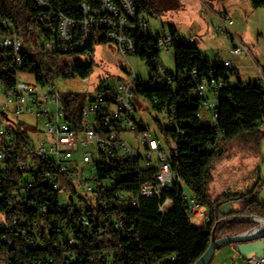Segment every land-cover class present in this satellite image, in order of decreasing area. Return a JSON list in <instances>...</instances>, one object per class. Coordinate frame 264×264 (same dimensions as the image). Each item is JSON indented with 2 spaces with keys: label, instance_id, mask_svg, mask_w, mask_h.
<instances>
[{
  "label": "built area",
  "instance_id": "2783aa9c",
  "mask_svg": "<svg viewBox=\"0 0 264 264\" xmlns=\"http://www.w3.org/2000/svg\"><path fill=\"white\" fill-rule=\"evenodd\" d=\"M34 1L47 34L44 53L91 57L89 44L94 29L100 27L121 57L137 56L150 69L148 79L138 77L131 68L115 84L102 81L87 95L80 115L74 112L72 116L55 85L39 84L35 89L22 81L21 77L28 76L21 72L23 42L13 23L0 17V50L16 78L10 91L0 86V186L10 180L16 187L0 193V204L7 209L0 213V229L8 233L2 241L12 247L21 240L30 249L52 252L37 264H82L78 256L81 243L106 244L115 235L125 236V222L117 215L120 210L138 208L142 198L158 199L162 215L172 209L174 200L165 196L181 185L179 159L182 147L191 145L188 129L207 127L209 150L225 138L218 109L222 90L234 85L233 75L226 82L217 74L219 69L238 71L242 67L238 63L246 60L259 79L244 85L264 90V68L251 55L254 50H264V43L246 45L231 31L234 21L227 13L205 10L216 20L214 35L226 38L230 48L226 58L202 59L207 71L202 76L199 67L192 69L187 75L191 91L183 99L176 72L165 68L161 56L171 53L175 62V45L191 47L197 41L193 36L166 30L163 25L159 33H153L147 17H138L133 0H102L96 10L82 3L85 16L81 21L56 11L49 0ZM149 90H167L168 99L164 103L157 96L150 99L145 95ZM186 104L197 108V123L178 118ZM152 109L165 117L163 125L157 120L158 129L143 119ZM30 117L33 122L28 121ZM129 166L149 174L135 191L125 182ZM12 169L14 174H10ZM182 199L192 218L211 221L209 208L195 195L184 191ZM249 220L257 217H230L222 223ZM99 256V264H122L106 250ZM176 261L177 256L172 255L158 264ZM248 264H264V257L254 254Z\"/></svg>",
  "mask_w": 264,
  "mask_h": 264
},
{
  "label": "trees",
  "instance_id": "16d2710c",
  "mask_svg": "<svg viewBox=\"0 0 264 264\" xmlns=\"http://www.w3.org/2000/svg\"><path fill=\"white\" fill-rule=\"evenodd\" d=\"M56 11L69 18L81 21L85 12L81 7L87 3L92 10L100 7L102 0H49ZM138 9V17H157L159 10L151 0H133ZM255 9L264 8V0H249ZM0 17L9 19L23 42L25 63L21 72L33 77L37 85H55L57 80H87L92 72V64L72 65V57L78 54L54 53L46 54L42 46L47 40V34L39 21V8L34 0H0ZM172 31L178 32L174 27ZM104 29L96 27L89 44V50L94 51L96 44H106ZM176 76L179 95L186 99L191 91L188 77L193 68L199 67L201 76L206 68L201 64L202 59H209L201 54L198 47L180 44L175 45ZM195 60V61H194ZM207 72V71H206ZM228 82L230 75H238V71L219 69L217 73ZM16 85V78L11 73L5 53L0 50V86L10 91ZM145 95L152 99L157 96L164 103L168 99L167 90H149ZM64 106L73 116L80 115L87 96L80 92L61 93ZM231 98L229 101L228 99ZM197 108H190L188 104L180 110L178 118L190 119L197 123L194 112ZM75 113V115H76ZM219 126L224 131L225 138L214 150L208 149L211 142L209 129H188L187 137L191 145L182 147L179 159L181 185L166 197L174 200V205L167 214L159 211L158 199H140L136 209L120 210L118 217L125 222V236L115 235L111 242L99 244L96 241L83 242L78 246V256L82 264H99L100 251L106 250L112 254L116 263L122 264H158L164 258L177 256L174 264H196L211 245L212 233L216 230V237L224 238L241 235L257 226L253 221H221L231 216L257 217L264 220V205L257 200V187L246 193L225 194L213 198L208 185L213 181L211 168L216 159L224 154L231 142L243 136L264 137V90L259 86L248 85L239 78L238 85L222 90L218 109ZM139 170V171H138ZM125 182L129 190H137L138 186L147 180L145 171L138 167L129 166ZM14 174V169L10 171ZM185 187L211 213V221L202 226H196L193 218L186 209L182 199ZM10 180H4L0 186V193L15 191ZM244 202L241 211L224 213V209L235 203ZM7 209L0 204V213ZM8 233L0 229V261L7 264H37L45 261L48 250L30 249L21 240H17L10 247L2 241ZM60 264V262L58 263Z\"/></svg>",
  "mask_w": 264,
  "mask_h": 264
},
{
  "label": "rangeland",
  "instance_id": "374dc122",
  "mask_svg": "<svg viewBox=\"0 0 264 264\" xmlns=\"http://www.w3.org/2000/svg\"><path fill=\"white\" fill-rule=\"evenodd\" d=\"M156 4L159 14L157 17L146 16L150 22L153 33L160 32L162 25L166 30L174 27L179 34L193 36L197 41L195 46L199 48L204 57L215 59L226 58L230 42L222 37L214 35L213 21L204 14L205 10L211 12H225L234 21L231 31L236 34L246 45H260L264 43V8L255 9L249 0H151ZM252 58L264 68V50H254ZM72 65L92 64V72L87 80H57L55 88L61 93L80 92L89 95L96 90L102 81L115 84L119 79H125L124 70H134L138 77L148 79L150 69L148 65L137 56H128L127 60L121 57L115 44H96L91 57L78 54L72 57ZM161 62L165 68L176 71V64L172 54L162 53ZM249 62L242 60L238 65V75L232 76L234 86L238 85V79L243 82L259 79V74L252 68H248ZM22 81L38 89L33 77H21ZM209 110V106L205 107ZM144 122L154 129H158L157 120L163 125L165 117L162 113L150 110L143 116ZM32 121V117L28 118ZM42 127V123L38 124ZM213 181L208 185V191L213 198H219L225 194L246 193L257 187V200L264 205V137L243 136L231 142L226 152L220 155L211 168ZM186 193L191 195L188 187ZM235 209H242L244 202L232 204ZM193 223L200 226L201 219L193 218Z\"/></svg>",
  "mask_w": 264,
  "mask_h": 264
},
{
  "label": "water",
  "instance_id": "95a60500",
  "mask_svg": "<svg viewBox=\"0 0 264 264\" xmlns=\"http://www.w3.org/2000/svg\"><path fill=\"white\" fill-rule=\"evenodd\" d=\"M254 218V217H248ZM224 221V220H223ZM257 223V226L250 231L243 233L241 235L229 236L224 238L216 237V230L218 225L214 228L212 233L211 245L206 253L196 262V264H210L215 252L227 245H237V251L245 254V248L248 245H257L260 250L256 251L254 254L257 258L262 259L264 257V220L257 218V220H249ZM227 222V221H226ZM222 223V221H221Z\"/></svg>",
  "mask_w": 264,
  "mask_h": 264
},
{
  "label": "crops",
  "instance_id": "0c3cea01",
  "mask_svg": "<svg viewBox=\"0 0 264 264\" xmlns=\"http://www.w3.org/2000/svg\"><path fill=\"white\" fill-rule=\"evenodd\" d=\"M216 13H221V12H216ZM223 13H225V12H223ZM204 14L207 15L206 12H204ZM207 16L210 17V15H207ZM211 19H212L213 24H214V22H216V20L213 18H211ZM236 35L238 36L237 30H236ZM226 208L224 209V213H226V214L231 213L233 211H241L243 209V208L242 209H235V207L232 204L227 206ZM228 208H230V209H228ZM230 217H235V216L230 215ZM230 217H228V218H230ZM238 217H242V216H238ZM200 219L202 220V223L200 226H202V225H204V220L202 218H200ZM258 250H260L259 246H257V245L254 246L251 244L245 248V254L246 255H242L237 251V245L223 246L222 248L218 249L215 252L213 259H212L210 264H248V258L251 257L252 255H254V253Z\"/></svg>",
  "mask_w": 264,
  "mask_h": 264
}]
</instances>
